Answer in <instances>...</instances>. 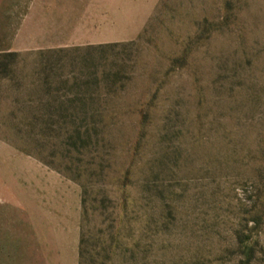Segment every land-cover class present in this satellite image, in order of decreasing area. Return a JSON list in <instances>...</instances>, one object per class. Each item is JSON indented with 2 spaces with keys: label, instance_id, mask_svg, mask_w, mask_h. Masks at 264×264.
<instances>
[{
  "label": "rangeland",
  "instance_id": "374dc122",
  "mask_svg": "<svg viewBox=\"0 0 264 264\" xmlns=\"http://www.w3.org/2000/svg\"><path fill=\"white\" fill-rule=\"evenodd\" d=\"M121 3L0 0V264H264V0Z\"/></svg>",
  "mask_w": 264,
  "mask_h": 264
},
{
  "label": "crops",
  "instance_id": "0c3cea01",
  "mask_svg": "<svg viewBox=\"0 0 264 264\" xmlns=\"http://www.w3.org/2000/svg\"><path fill=\"white\" fill-rule=\"evenodd\" d=\"M159 0H141V7H137L139 12L141 9V14L133 19V23L130 25L141 28L145 25L147 19L150 16L151 10L155 7ZM122 0H85V9H79L76 5L73 6L70 12L71 27L74 28L75 36H77L78 30L80 28L88 27H125L126 22V12L121 3ZM137 10V11H138ZM82 30V29H81ZM85 31V30H84ZM86 33L81 35L84 38L74 39L76 42H117L122 41L120 38H108L107 31H98L94 33L91 30H86ZM94 36H97L95 38ZM89 37V38H88ZM25 178L29 181L30 175L27 173ZM73 212L76 213V208L74 207Z\"/></svg>",
  "mask_w": 264,
  "mask_h": 264
},
{
  "label": "trees",
  "instance_id": "16d2710c",
  "mask_svg": "<svg viewBox=\"0 0 264 264\" xmlns=\"http://www.w3.org/2000/svg\"><path fill=\"white\" fill-rule=\"evenodd\" d=\"M13 55V54H12Z\"/></svg>",
  "mask_w": 264,
  "mask_h": 264
}]
</instances>
